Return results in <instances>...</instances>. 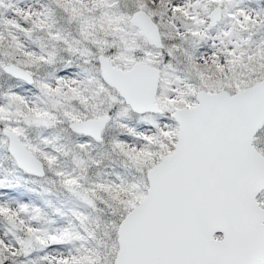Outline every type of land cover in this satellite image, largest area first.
<instances>
[{
    "label": "snow or ice",
    "instance_id": "6c2138e0",
    "mask_svg": "<svg viewBox=\"0 0 264 264\" xmlns=\"http://www.w3.org/2000/svg\"><path fill=\"white\" fill-rule=\"evenodd\" d=\"M0 264H264V0H0Z\"/></svg>",
    "mask_w": 264,
    "mask_h": 264
}]
</instances>
